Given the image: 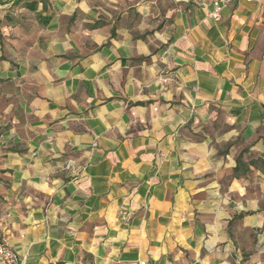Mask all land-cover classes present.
I'll return each instance as SVG.
<instances>
[{
    "label": "crops",
    "instance_id": "crops-1",
    "mask_svg": "<svg viewBox=\"0 0 264 264\" xmlns=\"http://www.w3.org/2000/svg\"><path fill=\"white\" fill-rule=\"evenodd\" d=\"M210 10L0 0V238L24 264H264V0Z\"/></svg>",
    "mask_w": 264,
    "mask_h": 264
},
{
    "label": "built area",
    "instance_id": "built-area-1",
    "mask_svg": "<svg viewBox=\"0 0 264 264\" xmlns=\"http://www.w3.org/2000/svg\"><path fill=\"white\" fill-rule=\"evenodd\" d=\"M176 3H185L193 4L202 8H209L210 17L213 19H218L220 12L223 8L228 6L232 0H173ZM170 79L166 77H161L163 83H167ZM64 168L72 174V178L76 179L79 172L81 171L80 167H77L73 164L72 160H68ZM129 213L126 211L121 212V219L124 223H127L129 220ZM0 264H24V260L19 258L17 253L13 251L8 245L0 238ZM136 264H148L146 261L139 260Z\"/></svg>",
    "mask_w": 264,
    "mask_h": 264
},
{
    "label": "trees",
    "instance_id": "trees-1",
    "mask_svg": "<svg viewBox=\"0 0 264 264\" xmlns=\"http://www.w3.org/2000/svg\"><path fill=\"white\" fill-rule=\"evenodd\" d=\"M254 161L253 160H250L248 162V164H245L243 161H242V153H240L236 159V165L234 167V173H233V176L236 177V176H239V175H245L248 171H249V165L253 164Z\"/></svg>",
    "mask_w": 264,
    "mask_h": 264
},
{
    "label": "rangeland",
    "instance_id": "rangeland-1",
    "mask_svg": "<svg viewBox=\"0 0 264 264\" xmlns=\"http://www.w3.org/2000/svg\"><path fill=\"white\" fill-rule=\"evenodd\" d=\"M259 172L264 176V163H262V164L260 165ZM262 179H263V178H262ZM257 189L259 190V188H257ZM260 193H261V195H262L261 207H262V209L264 210V188H263L262 191H260ZM262 232H264V227L256 229L254 235H256V234H261Z\"/></svg>",
    "mask_w": 264,
    "mask_h": 264
}]
</instances>
